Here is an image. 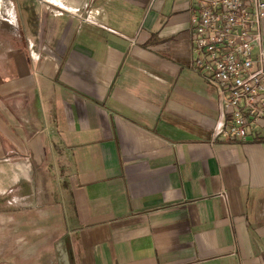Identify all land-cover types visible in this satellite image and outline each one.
Masks as SVG:
<instances>
[{"label": "crops", "instance_id": "0c3cea01", "mask_svg": "<svg viewBox=\"0 0 264 264\" xmlns=\"http://www.w3.org/2000/svg\"><path fill=\"white\" fill-rule=\"evenodd\" d=\"M191 5L0 0V264H264V134L215 137Z\"/></svg>", "mask_w": 264, "mask_h": 264}, {"label": "built area", "instance_id": "2783aa9c", "mask_svg": "<svg viewBox=\"0 0 264 264\" xmlns=\"http://www.w3.org/2000/svg\"><path fill=\"white\" fill-rule=\"evenodd\" d=\"M264 0H192L191 67L215 88V137L264 134Z\"/></svg>", "mask_w": 264, "mask_h": 264}, {"label": "rangeland", "instance_id": "374dc122", "mask_svg": "<svg viewBox=\"0 0 264 264\" xmlns=\"http://www.w3.org/2000/svg\"><path fill=\"white\" fill-rule=\"evenodd\" d=\"M19 24V23H18ZM20 25V24H19ZM20 26H23V25H20ZM6 27H7V34H8V32L9 31H12V32H14V28L13 27H10L8 24H6ZM18 29H20V28H18ZM21 34H22V32H21ZM23 35V34H22Z\"/></svg>", "mask_w": 264, "mask_h": 264}]
</instances>
